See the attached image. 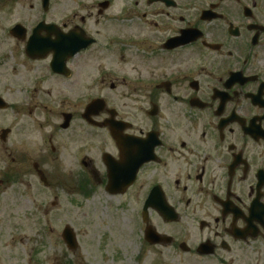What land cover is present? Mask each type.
<instances>
[{"label": "flooded vegetation", "instance_id": "af4514ba", "mask_svg": "<svg viewBox=\"0 0 264 264\" xmlns=\"http://www.w3.org/2000/svg\"><path fill=\"white\" fill-rule=\"evenodd\" d=\"M0 99L15 214L94 184L138 264H264V0H0Z\"/></svg>", "mask_w": 264, "mask_h": 264}, {"label": "rangeland", "instance_id": "374dc122", "mask_svg": "<svg viewBox=\"0 0 264 264\" xmlns=\"http://www.w3.org/2000/svg\"><path fill=\"white\" fill-rule=\"evenodd\" d=\"M4 118L5 115H0V119ZM77 168L64 170L77 171ZM92 185L96 188L87 195L81 190H70V185H52L47 197V215H43L38 207L41 200L34 199L35 206L30 211L24 209L16 214L9 206H3L0 200V235L3 241L0 264H33L26 257L32 248L41 262L39 264H57L60 261L65 262L62 264H138L134 259L135 246L140 239L137 216L126 200L110 197L103 187ZM25 211H29L28 216ZM47 223L51 232L45 226ZM66 225L72 227L76 234L77 250L71 251L58 241V235ZM18 237L23 238V243L12 245L11 242L14 243ZM10 251L17 254V260L6 257Z\"/></svg>", "mask_w": 264, "mask_h": 264}, {"label": "water", "instance_id": "95a60500", "mask_svg": "<svg viewBox=\"0 0 264 264\" xmlns=\"http://www.w3.org/2000/svg\"><path fill=\"white\" fill-rule=\"evenodd\" d=\"M109 183H110V181H109ZM108 190H109V187H108ZM62 236H63V239L65 240V242L69 248H75L76 237H75L73 229L70 226H66L64 228Z\"/></svg>", "mask_w": 264, "mask_h": 264}]
</instances>
